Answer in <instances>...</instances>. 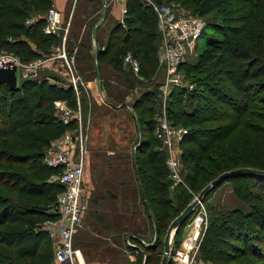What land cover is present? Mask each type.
Listing matches in <instances>:
<instances>
[{"label":"rangeland","instance_id":"1","mask_svg":"<svg viewBox=\"0 0 264 264\" xmlns=\"http://www.w3.org/2000/svg\"><path fill=\"white\" fill-rule=\"evenodd\" d=\"M125 1L40 0L36 5V2L31 0L30 7L24 11L5 7L8 21L18 22L21 19L23 23L30 25L42 19L43 24L40 30L53 35L54 39L46 48L38 49L30 41L28 46H23L13 42L15 38L8 37L6 43L0 42V55H10L17 59L18 86L27 81L38 83L46 80L64 87L66 85V88L71 89L76 100L75 107L70 106L66 100L63 102L73 109L71 117L77 113L80 116V120L72 122L70 130L82 128L88 133L81 197L86 208L82 223L73 236L74 245L82 249L86 261L91 264H161L164 237L174 218L220 173L245 166H232L212 173L207 176V180L199 179L194 186H191L187 176L193 174L194 163L187 162L183 155L184 147H192L193 144H180L179 150H175V155L180 162L181 180L175 184L169 175L168 204L166 205V211L169 213L168 224L160 231L156 228L152 206L157 204L155 197L158 192L151 187L147 188L146 192L142 182V177L154 173L152 164L146 162L140 148L143 140L140 123L144 124L143 118L146 119L148 115L142 107L137 110L135 105L140 103L147 93H154L155 104L153 105L157 108L156 129L158 116L171 98L170 94L166 95L160 90V85L165 78L164 70L159 62L155 74L147 79L140 74V66L137 70L132 62L127 60V54L130 53L139 63L132 51L125 53L120 61L114 62L113 59L110 62L108 58L99 59V51L96 48L107 43L115 25L122 23L125 28L123 22ZM143 1L152 7L161 4L170 5L176 14L198 12L200 9L197 0H191L192 6L183 4L179 0ZM258 1L260 3L252 0L248 2L247 0H223L220 8L209 11L204 16L199 15L205 20L206 28L197 41L196 49L188 53L185 58L187 71L182 70V72L186 90L213 83L229 95L238 96L237 91L232 90L227 75L218 73L216 70L211 71L209 68L205 70L206 66L196 71L190 66L199 62L200 54L209 40L221 37L220 33L216 32L217 26L227 25L229 18L240 15L247 8H251L252 4L261 5L264 0ZM1 2L3 3L2 0ZM246 3L247 7L244 8ZM51 8L57 11L58 22L54 26V32L47 33L46 16ZM257 12L259 13L258 10ZM142 36L143 34L139 31L132 30L134 42ZM159 40L160 35L156 40L157 47ZM101 67V77L95 72L94 78L93 69ZM74 77H79L81 81L78 88L68 86ZM96 84L98 89L93 91ZM40 91L38 86L30 91L29 98L33 104L41 102ZM255 96L258 98L257 101L250 103V112H246L243 117H249L254 123H262L258 115L264 117V86L262 90L255 92ZM187 99L189 101H185V104L192 108L193 100L185 98ZM8 101H11V98L7 92L2 93L0 122L4 121L3 119L8 121L9 115L6 114ZM229 106L230 104L224 105L230 109ZM53 114L58 119L68 118L63 115V110L55 105ZM201 118L184 117L182 121L191 129L215 126L222 122V120L214 119L203 121ZM9 119L13 120L11 117ZM185 119L191 121L188 122ZM30 132L31 129L27 123L18 125L16 141L21 144L18 155L25 157L24 161L14 160V155L9 153V147L0 146L1 182L10 179L11 176L8 174H14L15 171H19L18 174L23 180L40 182L45 177L49 179V175L44 174L42 168H37L32 163V158H28L34 153V148L28 146ZM157 140L161 144V141ZM155 147L165 151L162 145H155ZM200 163L204 164L206 161L202 160ZM243 176L240 174L226 179L209 191L184 222L173 230L168 264L176 263L177 251L184 249L189 239L193 245L189 251L190 261L193 264H220L212 259V255L216 252L215 246L221 244L220 240H216V234L225 216L236 209L250 215L246 221V231L249 230V233L247 235L244 232L240 235V245L233 251L232 258L226 264H264V257L261 255L264 250L252 242L251 235L252 229L256 227L261 228L264 234V218L258 211L253 210L254 208L247 200L248 194L253 190L264 202V181H256L252 184L250 178ZM0 195L19 207L33 206L47 212L51 210L52 200L45 196L28 195L2 184H0ZM163 206L165 207V204ZM47 235L50 240L48 246L51 256L55 246L52 237L48 233ZM128 240L136 246L130 245ZM147 246L151 248L147 249ZM8 253L11 254V252Z\"/></svg>","mask_w":264,"mask_h":264},{"label":"trees","instance_id":"2","mask_svg":"<svg viewBox=\"0 0 264 264\" xmlns=\"http://www.w3.org/2000/svg\"><path fill=\"white\" fill-rule=\"evenodd\" d=\"M2 1L3 3L0 0V42L4 44L7 38L11 37L15 38L13 42L16 44L28 46L30 41L38 49L46 48L51 43L54 36L40 30L42 19L30 25H26L21 19L18 22L6 19L5 7L24 11L30 7L31 0ZM33 1L38 5L40 0ZM179 1L192 6L191 0ZM222 1L197 0L200 9L193 13L204 16L205 13L220 8ZM252 1L260 3L258 0ZM243 7L246 8L247 3ZM124 15L123 22L127 30L123 28L122 23L115 25L105 48L99 50V59L108 58L110 62L113 59L114 62L120 61L125 53L132 51L139 61L140 74L150 79L159 65L156 41L159 35L157 14L154 8L143 0H126ZM132 30L143 34L136 42L132 40ZM216 32H219L221 37L209 40L200 54L199 62L191 65L190 68L196 71L206 66L205 70L209 68L211 71L216 70L227 75L232 90H236L238 96L229 95L218 85L207 83L192 90L175 87L166 104L169 120L173 124H181L189 129L180 144H193L192 147H184L183 155L187 162L194 163L193 174L187 176L191 186H194L199 179L207 180L210 174L232 166L264 170V117L258 115L262 123H254L249 117H243L246 112H250V103L258 99L255 92H259L264 86V1L261 5L252 4L251 8H247L240 15L229 18L227 25L216 27ZM186 66L184 61L181 69L185 72ZM35 83V81H27L15 88H10L6 83L0 84V95L7 92L11 98L6 113L9 115L6 116L8 121L3 119L4 121L0 122V146H8L9 153L15 157L14 160H26L25 157L18 155L21 144L16 141L18 140L16 135L18 125L27 123L31 129L28 146L34 148V153L28 158H32V163L37 168H42L43 173L49 175L50 179L55 170L44 164L45 151L53 139L72 128V122L75 120L65 122L58 119L53 114L54 103L56 100H66L70 106L75 107L76 100L70 88L46 80ZM36 86L42 93L41 102L33 104L29 93ZM153 95V92L147 93L135 106L137 110L142 107L148 115L146 119L142 117L144 124L140 123L143 133L140 148L146 162L152 164L154 173L142 177V182L145 190L151 187L158 192L155 197L157 204L152 207L156 228L160 231L168 224L169 213L166 211V205L170 170L166 163L165 151L155 147L161 144L155 136L157 108L153 105L155 104ZM185 98L193 100H191L192 108L187 107L185 101L189 100ZM225 104H230V109L224 107ZM183 116L202 117L203 121L222 120V122L215 126L191 129L182 121ZM10 117L13 120H10ZM202 160L206 163H200ZM18 173L19 171H15L14 174H8L11 178L3 182L0 179V184L28 195L45 196L52 202L63 190V185L50 181L47 177L43 181L35 182L23 180ZM243 175L250 178L252 184L256 181H264V178L255 175ZM247 200L253 210L258 211L264 218V202L260 195L252 190ZM54 216V213L33 206L19 207L0 195V264H49L50 261L52 263L54 253L49 255V236L39 230L38 226ZM249 216L242 210L236 209L222 220L216 234V240H220L221 244L215 246L216 252L212 255L215 263L226 264L232 258L233 251L240 245V235L244 232L247 235L249 233V230L246 231V221ZM251 235L252 242L264 250V234L261 228H253ZM148 247L151 248L147 246V249ZM261 255L264 257V251ZM14 260L17 262L14 263Z\"/></svg>","mask_w":264,"mask_h":264},{"label":"built area","instance_id":"3","mask_svg":"<svg viewBox=\"0 0 264 264\" xmlns=\"http://www.w3.org/2000/svg\"><path fill=\"white\" fill-rule=\"evenodd\" d=\"M153 8L158 17L160 35L158 60L165 73L160 90L169 95L175 87H186L183 84L184 75L181 64L186 61L187 54L196 49L197 41L205 30L206 23L202 16L193 13L176 14L170 5H154ZM46 20H48L46 32H54V26L58 22V13L54 8L48 11ZM126 58L138 70L139 63L130 53ZM0 66H16L18 69L19 63L13 56L0 55ZM72 80L68 86L78 88L81 84L79 77H74ZM54 105L60 107L63 115L68 117L62 119L65 122L80 120L78 113L71 117L73 109L63 100H56ZM165 109L158 116L155 136L161 141L165 150L170 178L177 184L181 177L180 162L175 155V150H179L180 142L189 129L181 124H173ZM87 139L88 133L82 128L67 129L62 135L53 139L45 151L44 164L55 170L49 180L63 185V190L57 194L50 205V212L55 214L54 218L45 220L38 226L39 230L47 232L54 241V256L51 264H88L81 249L73 243V236L82 223L86 208L81 197ZM191 242L189 239L184 249L177 251L175 264H193L190 261L189 252L193 246ZM128 243L134 245L130 240Z\"/></svg>","mask_w":264,"mask_h":264},{"label":"water","instance_id":"4","mask_svg":"<svg viewBox=\"0 0 264 264\" xmlns=\"http://www.w3.org/2000/svg\"><path fill=\"white\" fill-rule=\"evenodd\" d=\"M6 83L10 88L18 87V72L17 67H1L0 66V84ZM249 174L264 178V170L252 168V167H240L237 169L226 170L220 173L217 177L212 179L198 194V197L191 201L186 208L177 215L172 223L169 225L165 237H164V250L161 264H168L170 250H171V238L173 230L179 227L184 220L191 214L194 207L205 197V195L221 184L224 180L240 175Z\"/></svg>","mask_w":264,"mask_h":264},{"label":"crops","instance_id":"5","mask_svg":"<svg viewBox=\"0 0 264 264\" xmlns=\"http://www.w3.org/2000/svg\"><path fill=\"white\" fill-rule=\"evenodd\" d=\"M123 7H124V10H125V2L123 3ZM107 42V41H106ZM105 45L106 44H104L102 47H96V48H98V51L99 50H103L104 48H105ZM98 51H97V53H98ZM87 56H89V55H87ZM101 69H102V67L101 68H94L93 69V72H94V78H95V72L97 73V75H99L100 77H101V75H102V72H101ZM99 76H98V78H99ZM52 83V82H51ZM57 84V83H56ZM98 85H99V83H98ZM59 86H61V85H59ZM65 87H66V85H65ZM96 89H98V87H97V84L93 87V91H96ZM80 248V247H79ZM81 249V248H80ZM81 251H82V249H81ZM82 254H83V257L85 258V256H84V253H83V251H82ZM86 260V259H85ZM53 261V260H52ZM87 262V261H86ZM88 263V262H87ZM88 264H91V263H88Z\"/></svg>","mask_w":264,"mask_h":264}]
</instances>
